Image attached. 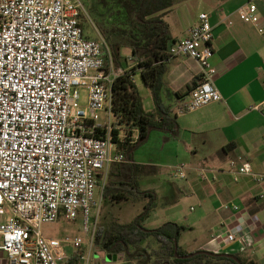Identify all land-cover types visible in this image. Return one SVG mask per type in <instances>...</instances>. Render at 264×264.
<instances>
[{
  "label": "built area",
  "instance_id": "2783aa9c",
  "mask_svg": "<svg viewBox=\"0 0 264 264\" xmlns=\"http://www.w3.org/2000/svg\"><path fill=\"white\" fill-rule=\"evenodd\" d=\"M258 2L248 0L237 15L264 41ZM84 18H90L84 0H0V252L11 264L66 263L65 242L46 237L42 226L61 215L76 220L80 214L90 241L76 237L69 242L75 251L85 250L76 264H93L99 175H105V183L110 166L126 162L117 139L135 143L139 138L138 133L116 134L112 89L127 70L114 66L103 38L85 35ZM213 41L210 16L203 12L187 36L170 46L172 57L193 59L201 69L177 114L224 100L214 83ZM82 88L87 90L84 104ZM248 110L264 115V100ZM200 171L202 176L218 173L214 168ZM228 172L234 182L252 176L264 183V175L255 174L241 157L230 161ZM172 174L187 177L184 165ZM226 208L239 210L236 204ZM248 237L230 232L226 240L248 245Z\"/></svg>",
  "mask_w": 264,
  "mask_h": 264
},
{
  "label": "crops",
  "instance_id": "0c3cea01",
  "mask_svg": "<svg viewBox=\"0 0 264 264\" xmlns=\"http://www.w3.org/2000/svg\"><path fill=\"white\" fill-rule=\"evenodd\" d=\"M178 1L174 0V6L164 17L175 40L187 36L201 13L210 16L214 34L211 63L217 70L214 83L224 100L178 114L179 131L176 134L151 132L149 137L153 134L159 137L161 150L173 153L168 163L137 159L134 163L153 167V172L167 173L173 178L170 169L185 166L187 177L182 179L184 184L171 189L164 187V192L143 188L156 192L162 199L159 205L166 209L176 202V206L166 213L169 218L174 217V222L186 227L180 238L184 251L236 254L248 263L264 264V183L255 182L252 176H243L239 182H234L228 172L230 161L241 157L251 165L255 174L264 175V115L248 110L250 105L264 100V41L253 25L244 23L237 15L239 7L248 0ZM258 6L264 25V0H259ZM181 7L184 10L195 7L200 12L194 14L191 10L189 20L185 21ZM169 15L175 33L166 20ZM230 21L232 25H229ZM122 52L127 56L131 50ZM172 61L175 65L169 63L163 74V100L177 112L188 94L186 87L199 80L201 69L195 60L187 57H176ZM121 68L128 70L123 60ZM145 90L153 100L150 88L146 86ZM177 92L182 96L176 97ZM153 110L154 106L147 111ZM202 168H214L218 173L208 172L202 176ZM143 176L140 173L139 179ZM173 194H177L175 201ZM185 199L196 202L191 205V214L188 215L182 207ZM232 204L238 205L239 210L226 208ZM154 210L155 207L152 216ZM230 232L248 233V245L240 241L228 242L226 237ZM192 241L195 244H190ZM67 252L69 260L76 251ZM0 264H11L7 253L0 252Z\"/></svg>",
  "mask_w": 264,
  "mask_h": 264
},
{
  "label": "trees",
  "instance_id": "16d2710c",
  "mask_svg": "<svg viewBox=\"0 0 264 264\" xmlns=\"http://www.w3.org/2000/svg\"><path fill=\"white\" fill-rule=\"evenodd\" d=\"M86 0H84L85 3ZM119 13L124 15L123 25L106 27L98 23L96 5L109 7L110 0H92L91 13L100 35L109 45L115 67H121L122 51L131 50V57L138 64L133 70L117 78L112 89V111L114 124L118 127L116 134L134 135L139 138L135 143L118 142V150L125 155L126 162L112 164L106 181L105 175H99V184L103 186V198L111 202L145 200L144 210L135 220L122 224L118 220L109 225H101L95 237V249L98 252L111 254L114 258H124L125 264H251L240 255L198 251L192 258L183 259L178 256L187 255L180 245V238L186 227L168 221L156 229H149L145 222L150 217L156 202L157 194L151 190H143L139 186V174L153 172V167L136 165L134 153L146 142L151 132L164 131L176 134L179 131L178 114L171 105L163 100V74L173 58L169 53L170 46L176 41L170 32L164 17L174 6V0H114ZM98 21V22H97ZM140 72L146 86L152 92L155 109L144 108L143 97L135 80ZM197 84V80L186 87L189 92ZM182 93H175L181 97ZM187 94V95H188ZM133 252V253H131ZM85 253L76 251L66 264H76Z\"/></svg>",
  "mask_w": 264,
  "mask_h": 264
},
{
  "label": "rangeland",
  "instance_id": "374dc122",
  "mask_svg": "<svg viewBox=\"0 0 264 264\" xmlns=\"http://www.w3.org/2000/svg\"><path fill=\"white\" fill-rule=\"evenodd\" d=\"M111 5L109 7H103L101 5H96L95 13L97 15V21L98 23L102 22L106 27H112L116 25H123L125 17L121 13H119V9L117 5L115 4L114 0H110ZM178 1V0H177ZM177 5H181L180 2H177ZM85 6L87 9V12L90 16V18H84L83 28L85 35L89 38H103L100 35V32L95 24V20L93 18V15L91 13V10H93L92 6V0H86ZM183 10L184 14V20H189V14L191 13V10L194 14L199 13L200 11L197 8H193L189 10V8H186L187 10H184V7L180 8ZM169 15L166 20H170ZM171 26V30L173 31V24L171 21L169 22ZM174 32V31H173ZM175 33V32H174ZM178 35V34H177ZM104 39V38H103ZM105 40V39H104ZM262 50L264 51V44L262 43ZM127 48H124L126 50ZM128 50V49H127ZM123 53V52H122ZM124 55V54H123ZM264 56V54H263ZM122 60L125 62V67L128 68V70H133L135 67H138V64L135 60L132 59L131 53L127 56L124 55ZM171 65H175V63L171 60L169 61ZM174 63V64H173ZM135 80L139 86L140 93L143 97V104L145 109L152 110L153 109V100L149 99L148 94H146L147 90L146 85L143 79V76L141 73L136 74ZM82 93V103H86L87 101V90L85 88L80 89ZM155 109V106H154ZM186 116V115H185ZM100 121L105 122V112L99 113ZM161 141H159V137L157 134H153L151 137L148 138L146 142L141 144L134 153V159L137 160H155L156 162H164L168 163L169 159L172 157L173 153L169 152V150H161L160 149ZM168 168V167H164ZM171 173L173 171V168L170 169ZM144 174H142L143 176ZM140 176V174L138 175ZM139 178V177H138ZM139 186L143 189L146 188H154L155 190H158L160 192H164L166 189L175 188V186L184 184V181L182 179H179L174 176L171 177L167 173L164 174H158V171L151 173H146L142 178L138 181ZM164 187H166L165 190ZM179 195V193H177ZM177 194H173V200L177 198ZM96 196L97 201L100 205L99 210V217H98V227L101 225H109L111 222L118 220L122 224H128L136 219V217L144 210L146 201L140 200V201H122V202H111L108 199L103 198V188L102 186H99L96 190ZM161 196V194H160ZM162 199L161 197L157 199V203L155 205L156 211L153 213V216L145 222V226L149 229H156L163 225L165 222L169 220H174V217L169 218L168 213H166V210L169 211V209H173L174 205L176 206V202H173V205L167 207L168 209L164 208L162 205H159L161 203ZM196 203L193 199H185L183 200V209L185 214H191L190 207L192 204ZM95 216L96 212L94 211L90 216V229L94 228L95 223ZM43 233L48 238H55L59 239L63 242H65L66 250L75 252V249L73 245L69 242L70 240H73L76 237H82L85 241H90L91 234L86 233L84 229V219L83 215L80 214L76 220H68L64 215H61L60 218L55 223H47L42 226ZM198 234V233H195ZM195 244V241L190 242V244ZM194 246V245H193ZM92 260L93 264H125L124 258L116 259L111 254H106L104 252H98L94 247L92 249ZM189 250V249H188ZM188 254L191 253V251H186ZM133 253V252H131ZM134 264H137L136 261H134Z\"/></svg>",
  "mask_w": 264,
  "mask_h": 264
},
{
  "label": "water",
  "instance_id": "95a60500",
  "mask_svg": "<svg viewBox=\"0 0 264 264\" xmlns=\"http://www.w3.org/2000/svg\"><path fill=\"white\" fill-rule=\"evenodd\" d=\"M196 254H198V252L190 253V254L183 255V256H180V255L178 254V256L181 257V258H183V259H187V258H192V257H194Z\"/></svg>",
  "mask_w": 264,
  "mask_h": 264
}]
</instances>
